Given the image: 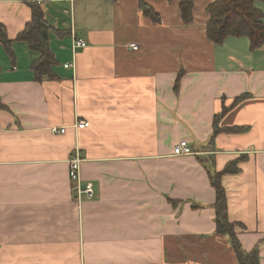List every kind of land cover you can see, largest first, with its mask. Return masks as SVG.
I'll return each mask as SVG.
<instances>
[{
  "label": "crops",
  "instance_id": "0c3cea01",
  "mask_svg": "<svg viewBox=\"0 0 264 264\" xmlns=\"http://www.w3.org/2000/svg\"><path fill=\"white\" fill-rule=\"evenodd\" d=\"M36 1L57 57L41 81L38 54L16 39L31 7L0 0L13 40V53L0 41V264H239L216 233L209 176L235 159L222 177L229 217L264 264V44L207 37L213 0H194L190 23L182 0H147L155 22L139 0ZM74 33L88 44L72 56ZM243 93L219 124L244 129L213 135L215 114ZM180 140L194 153L173 152ZM76 148L95 190L82 199L68 170Z\"/></svg>",
  "mask_w": 264,
  "mask_h": 264
},
{
  "label": "trees",
  "instance_id": "16d2710c",
  "mask_svg": "<svg viewBox=\"0 0 264 264\" xmlns=\"http://www.w3.org/2000/svg\"><path fill=\"white\" fill-rule=\"evenodd\" d=\"M31 7V19L26 22L23 30L16 37L17 40L28 43L29 47L38 55L32 62V69L35 78L39 81L44 76L54 77L52 70L57 57L51 49L49 42L50 32L53 28L46 20L41 3L36 0H22ZM257 0H213L206 7L209 18L206 24V34L212 41L222 43L228 35L247 36L250 40V49L255 50L264 44V10L256 4ZM194 0H182L180 9L182 19L185 23H190L194 18ZM139 7L152 21L160 20V13L153 8L147 0H139ZM0 41L5 48L13 53V40L8 36L6 27L0 22ZM1 69V66H0ZM175 88H179V81L176 80ZM249 93H243L236 97L229 105L223 103L222 110L215 114L214 133L219 131H241L244 127L230 126L223 127L219 124V119L229 111V107L243 100ZM7 108L0 98V109ZM212 135V136H213ZM244 158V157H242ZM240 159L231 160L221 170L209 168V176L215 190L216 198L213 202L216 216V233L229 236L231 246L235 250L239 264H259V251L257 247L246 250L237 233V227L243 226L239 222L231 221L229 217L228 196L223 184V175L240 170ZM201 161H203L201 159Z\"/></svg>",
  "mask_w": 264,
  "mask_h": 264
},
{
  "label": "built area",
  "instance_id": "2783aa9c",
  "mask_svg": "<svg viewBox=\"0 0 264 264\" xmlns=\"http://www.w3.org/2000/svg\"><path fill=\"white\" fill-rule=\"evenodd\" d=\"M72 56H74L76 50L78 48H82L88 44V41L86 39L81 38L77 36L75 33L73 34L72 38ZM130 46L133 49H138L139 45L136 42L130 43ZM71 64L66 63L65 66L68 67ZM90 124L89 119H78L75 123L74 126L77 128H86ZM52 131L54 132H65L67 129L62 126L60 128L57 127H52ZM173 152L176 154H188V153H194L191 145L187 140H180L174 145ZM71 157L68 159V170H69V176L74 184V189L73 193L74 196L77 197L78 199H82L81 197L86 196L90 197L94 194V184L89 181V182H84L82 177H81V165L82 162L85 160L83 156L80 155L79 149L76 148L70 155Z\"/></svg>",
  "mask_w": 264,
  "mask_h": 264
},
{
  "label": "rangeland",
  "instance_id": "374dc122",
  "mask_svg": "<svg viewBox=\"0 0 264 264\" xmlns=\"http://www.w3.org/2000/svg\"><path fill=\"white\" fill-rule=\"evenodd\" d=\"M256 4H257V5H259V6H261V7H264V4H263V3H261V1H260V0H257V1H256Z\"/></svg>",
  "mask_w": 264,
  "mask_h": 264
}]
</instances>
